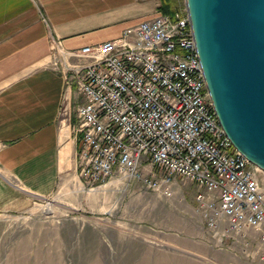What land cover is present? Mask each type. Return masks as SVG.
Returning <instances> with one entry per match:
<instances>
[{"label": "built area", "instance_id": "2783aa9c", "mask_svg": "<svg viewBox=\"0 0 264 264\" xmlns=\"http://www.w3.org/2000/svg\"><path fill=\"white\" fill-rule=\"evenodd\" d=\"M58 46L51 38L52 50ZM69 57L83 60L60 64L82 98L73 127L80 182L139 180L169 196L176 177L190 180L203 190L196 210L217 245L248 229L264 245L258 167L217 119L186 9L158 12Z\"/></svg>", "mask_w": 264, "mask_h": 264}, {"label": "crops", "instance_id": "0c3cea01", "mask_svg": "<svg viewBox=\"0 0 264 264\" xmlns=\"http://www.w3.org/2000/svg\"><path fill=\"white\" fill-rule=\"evenodd\" d=\"M160 4L0 0V214L27 211L77 174L73 127L82 98L60 64L83 61L70 51L119 37ZM51 38L60 42L57 51Z\"/></svg>", "mask_w": 264, "mask_h": 264}, {"label": "rangeland", "instance_id": "374dc122", "mask_svg": "<svg viewBox=\"0 0 264 264\" xmlns=\"http://www.w3.org/2000/svg\"><path fill=\"white\" fill-rule=\"evenodd\" d=\"M170 1L173 13L186 9ZM255 174L264 189V171ZM67 177L27 211L0 214V264H264L249 229L216 244L196 210L203 190L190 180L176 177L165 196L139 180L90 188Z\"/></svg>", "mask_w": 264, "mask_h": 264}, {"label": "water", "instance_id": "95a60500", "mask_svg": "<svg viewBox=\"0 0 264 264\" xmlns=\"http://www.w3.org/2000/svg\"><path fill=\"white\" fill-rule=\"evenodd\" d=\"M206 89L232 145L264 171V0H184Z\"/></svg>", "mask_w": 264, "mask_h": 264}, {"label": "trees", "instance_id": "16d2710c", "mask_svg": "<svg viewBox=\"0 0 264 264\" xmlns=\"http://www.w3.org/2000/svg\"><path fill=\"white\" fill-rule=\"evenodd\" d=\"M172 6L173 4L170 0H161L159 10L164 14L171 15L173 13Z\"/></svg>", "mask_w": 264, "mask_h": 264}]
</instances>
